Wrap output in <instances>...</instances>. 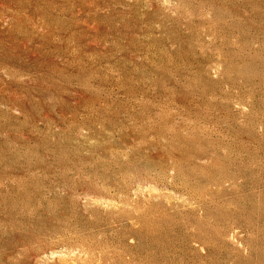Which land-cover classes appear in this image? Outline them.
Returning a JSON list of instances; mask_svg holds the SVG:
<instances>
[{
	"label": "rangeland",
	"instance_id": "1",
	"mask_svg": "<svg viewBox=\"0 0 264 264\" xmlns=\"http://www.w3.org/2000/svg\"><path fill=\"white\" fill-rule=\"evenodd\" d=\"M0 264H264V0H0Z\"/></svg>",
	"mask_w": 264,
	"mask_h": 264
}]
</instances>
